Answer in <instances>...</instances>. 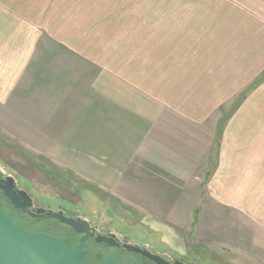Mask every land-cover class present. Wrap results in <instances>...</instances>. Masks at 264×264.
Masks as SVG:
<instances>
[{"label":"crops","instance_id":"1","mask_svg":"<svg viewBox=\"0 0 264 264\" xmlns=\"http://www.w3.org/2000/svg\"><path fill=\"white\" fill-rule=\"evenodd\" d=\"M7 98L69 170L140 169L144 197L203 178L264 248V0H0Z\"/></svg>","mask_w":264,"mask_h":264},{"label":"rangeland","instance_id":"2","mask_svg":"<svg viewBox=\"0 0 264 264\" xmlns=\"http://www.w3.org/2000/svg\"><path fill=\"white\" fill-rule=\"evenodd\" d=\"M7 99L0 103V170L14 177L36 206L75 212L103 232L181 260L264 264V248L256 247L259 242L254 227L243 225L236 213L223 209L216 195L194 189L203 178L195 183L191 178L190 187L180 197L172 193L162 195L164 199L143 196L140 169L110 179L83 176L47 156L43 146L30 143L31 131L39 136L41 127L31 126L30 108L15 110L13 98ZM45 117L39 115L38 125L46 123ZM47 120L48 129H54L50 117ZM205 203L198 220L193 207L198 205L201 212Z\"/></svg>","mask_w":264,"mask_h":264},{"label":"water","instance_id":"3","mask_svg":"<svg viewBox=\"0 0 264 264\" xmlns=\"http://www.w3.org/2000/svg\"><path fill=\"white\" fill-rule=\"evenodd\" d=\"M0 190H3L10 203L17 209H29L31 215L45 212V208L31 211L34 206L32 196L26 190L17 191L16 180L8 176L1 182ZM46 218L57 219L70 226L77 234H81L78 242H73L69 237L57 235L45 230H32L15 215L10 214L0 203V264H100L96 260L101 259L102 253H94L86 250L84 244L89 236H95L91 230V224L87 219L67 216L65 210H47ZM115 234L95 236L98 244L105 243L110 247L119 246ZM124 247L133 253L154 261L156 264H185L181 260L173 261L168 254H158L137 244L125 242ZM101 264H136L131 260L120 261L113 254H108ZM186 264H197L186 263Z\"/></svg>","mask_w":264,"mask_h":264},{"label":"flooded vegetation","instance_id":"4","mask_svg":"<svg viewBox=\"0 0 264 264\" xmlns=\"http://www.w3.org/2000/svg\"><path fill=\"white\" fill-rule=\"evenodd\" d=\"M2 175V180L1 182H4V179H6L9 175H4L1 172ZM17 186V191L19 190H24L21 187L18 186V184H16ZM0 203H3V208L9 212L10 214L15 215V217L19 218L21 221H26L28 223L31 224H40L43 229L40 230H45V231H50L51 228L55 227H59L61 229L64 230L63 235L69 237L73 242H78L81 238V234H77L70 226H68L65 223L60 222L57 219H50V218H46L44 217V213L49 210L50 208H45V207H39L35 205L34 202V206L31 208V211L33 212H37V209L39 208H45L46 211L45 212H41L38 215H31L29 213V209H25V210H21V209H17L15 208L9 201V199L5 196L3 190H0ZM62 209H59V211ZM57 211V210H55ZM65 214L67 216H74L75 218H82L85 219L84 217L80 216L79 214L75 213V212H69V211H65ZM91 224V230L93 232H95V236L98 234H102V235H110L113 234L111 232H103L102 230H100L96 224H94L93 222L89 221ZM95 236H89V240L85 242L84 246L86 248V250L94 252L96 253H102L103 256L101 259L96 260L97 263H103L105 261V258L107 257L108 254H113L118 260L120 261H127V260H131L132 262H135L136 264H156L154 261L148 259V258H144L139 254L133 253L128 251L124 245L126 241L121 240L119 237H117V241L119 243V246H114V247H110L105 243L102 244H98L95 241ZM153 252V251H152ZM171 257V256H170ZM173 261L178 260V258L175 257H171ZM181 260V259H179ZM183 261L185 264L186 263H193L191 261H186V260H181ZM199 264V263H197Z\"/></svg>","mask_w":264,"mask_h":264},{"label":"trees","instance_id":"5","mask_svg":"<svg viewBox=\"0 0 264 264\" xmlns=\"http://www.w3.org/2000/svg\"><path fill=\"white\" fill-rule=\"evenodd\" d=\"M23 223L26 225L27 228H30L32 230H38V229H43L41 228L42 226L40 224H31V223H28L26 221H23ZM50 232L54 233V234H57V235H62L63 236V233H64V230L59 228V227H53L51 228Z\"/></svg>","mask_w":264,"mask_h":264}]
</instances>
